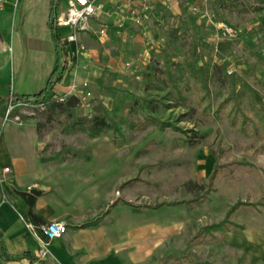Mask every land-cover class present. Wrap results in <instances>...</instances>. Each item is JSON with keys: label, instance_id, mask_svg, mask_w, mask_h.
<instances>
[{"label": "rangeland", "instance_id": "obj_1", "mask_svg": "<svg viewBox=\"0 0 264 264\" xmlns=\"http://www.w3.org/2000/svg\"><path fill=\"white\" fill-rule=\"evenodd\" d=\"M24 1L18 49L19 0L0 7V92L8 95L0 115L37 125L45 161L88 165L80 172L101 193L103 209L123 203L144 210L152 226L181 227L152 264H264L220 234L202 244L195 237L238 200L247 203L232 216L245 227L240 233L264 235V128L230 114L236 106L256 119L251 93L264 102V0H151L148 17L121 33L106 13L93 20L85 44L67 48L64 80L80 98L73 115L106 118L108 131L97 135L71 128L64 113L48 121L40 105L16 99L44 87L54 64L48 0L29 9ZM101 23L109 26L102 39ZM215 167L221 173L202 206L161 204L201 192Z\"/></svg>", "mask_w": 264, "mask_h": 264}, {"label": "crops", "instance_id": "obj_2", "mask_svg": "<svg viewBox=\"0 0 264 264\" xmlns=\"http://www.w3.org/2000/svg\"><path fill=\"white\" fill-rule=\"evenodd\" d=\"M12 1L4 0L8 10L11 9ZM21 1L19 0L17 9V27L12 35L15 49L21 43L17 29L20 25ZM36 1L25 0L24 6L26 9L32 8ZM140 1L134 0L135 3ZM118 2L119 0H106V12L102 14L106 13L116 20L111 12ZM47 5V25L50 28L51 0H48ZM66 7L67 0H60L59 13ZM99 17L101 14L93 17L91 23ZM125 23L134 24L129 12ZM91 28L93 29L92 24ZM68 30L67 26H59L62 37ZM50 33L55 63V41L51 28ZM88 34L87 31H80L78 41L85 44L82 35ZM78 41L67 43V48L75 49ZM92 49L94 48L91 47ZM56 89L70 94L64 79L57 84ZM0 95L7 93L0 92ZM41 143L37 125L31 119L0 115V173L4 168H10L5 182H0V264H152L151 260L157 252L166 250L172 237L182 232V228L175 225L152 226L149 214H145L144 210L139 211L140 207L112 201L108 204H113L110 211L108 208L103 209L101 193L97 194L86 175L80 172L89 170V166L45 161L42 158ZM16 187L41 189L42 194L34 202V212L42 216L46 223L63 220L67 224L66 232L51 242L50 251L46 255L39 253L40 241L35 235L37 228L33 231L20 217L25 205L16 194ZM98 215L101 217L95 224L82 225L96 219ZM244 228L232 227L220 234L221 241L247 247L254 256L264 257V235L254 234L251 239L240 233ZM5 253L20 257L9 258Z\"/></svg>", "mask_w": 264, "mask_h": 264}, {"label": "trees", "instance_id": "obj_3", "mask_svg": "<svg viewBox=\"0 0 264 264\" xmlns=\"http://www.w3.org/2000/svg\"><path fill=\"white\" fill-rule=\"evenodd\" d=\"M59 2L60 0H51L49 20L50 28L52 30L55 41L56 60L54 66L46 80L44 87H42L39 91L33 93H17L16 99L21 102L40 105L43 109H45V111H47L48 121L53 122L58 114L64 113L66 114L68 119L71 120V128L76 130L88 131L92 135H97L102 131H108L109 124L106 118L98 114H95L91 117L85 115H73L71 109L80 103L79 96L74 93L64 94L56 89L57 84L62 82L68 70V62L65 59V56L67 55V41L62 37L59 31V25L56 23V18L59 13ZM251 95L254 99L252 108L254 114L256 115V119L250 117L245 113L244 110L236 106L234 107V109L230 110V114L232 115L233 121L239 120V116L241 114V124L247 125L249 122H251L252 125L257 126V124L260 123L264 128V102L258 94L251 93ZM7 99L8 95H0V107L4 106ZM226 104L227 101L222 102L219 106V110L225 107ZM158 125L162 128L174 127L178 129V127L174 126L172 122L166 120L158 119ZM220 173L221 172L219 171V169L215 167L210 174L208 181L203 184V190L201 192L193 193L190 199L173 200L169 202H162L161 204L177 205L185 203L191 208L202 206L209 199L208 194L214 189ZM15 192L25 205L23 214L25 215L26 219L30 220L36 226H40L41 224L46 223L42 216L38 215L33 210L36 198L40 194H42L43 191L34 187H16ZM245 204H247L245 201L238 200L228 206L226 213L221 220L201 226L195 236L197 238L196 243L202 244L207 242L208 240H219L218 235L230 230L232 227H244L243 224L236 222L232 218V216L242 205ZM100 217L101 215H98L96 219L84 222L82 225L95 224ZM5 255L9 258L14 259L20 257V255L16 254L11 255L5 253Z\"/></svg>", "mask_w": 264, "mask_h": 264}, {"label": "built area", "instance_id": "obj_4", "mask_svg": "<svg viewBox=\"0 0 264 264\" xmlns=\"http://www.w3.org/2000/svg\"><path fill=\"white\" fill-rule=\"evenodd\" d=\"M169 4H173L176 0H167ZM4 0H0V7L3 6ZM106 0H67V7L61 11L56 18V23L59 26H67L68 32L64 35V39L67 43H73L78 41V35L80 31H88L91 28V19L99 16L105 11ZM152 7L151 0H141L139 3H135L134 0H119L115 7V13L117 14L115 26L116 31L121 33L125 28V19L127 13L132 15L134 23H141L144 18L148 17V12ZM109 26L106 23H101L96 31L98 36L106 38L108 36ZM83 47V46H82ZM80 48L74 50V53H78ZM10 108L8 110V113ZM19 119L17 115L14 116ZM10 172V168H4L0 173V182L3 184L6 180V173ZM20 217L26 221L33 231L35 227L38 231L35 235L40 241L39 253L43 256L49 253L51 242L62 236L67 230V224L63 220H52L47 223L36 226L30 220L26 219L23 212H20Z\"/></svg>", "mask_w": 264, "mask_h": 264}]
</instances>
